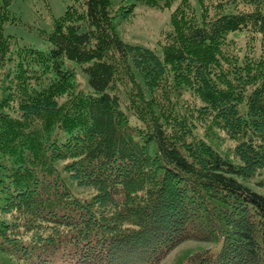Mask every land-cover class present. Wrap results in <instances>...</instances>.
<instances>
[{
  "label": "trees",
  "instance_id": "16d2710c",
  "mask_svg": "<svg viewBox=\"0 0 264 264\" xmlns=\"http://www.w3.org/2000/svg\"><path fill=\"white\" fill-rule=\"evenodd\" d=\"M176 1L161 55L119 36L137 3ZM12 2L0 0V255L160 264L194 239L217 247L184 264H264V0H199V12L73 0L41 33L46 48L5 33L21 21Z\"/></svg>",
  "mask_w": 264,
  "mask_h": 264
},
{
  "label": "rangeland",
  "instance_id": "374dc122",
  "mask_svg": "<svg viewBox=\"0 0 264 264\" xmlns=\"http://www.w3.org/2000/svg\"><path fill=\"white\" fill-rule=\"evenodd\" d=\"M72 2L73 0H13L11 10L21 21L19 24L6 25L5 33L19 38L25 44L46 48L48 42L42 37L41 33L52 31L55 18L61 16ZM190 2L199 12V0H190ZM178 3L179 1H176L167 8L137 3L131 15H120L116 19V28L119 36L128 43L152 48L161 55L162 45L160 41L163 33L171 28V15ZM228 38L235 42L239 50H241L240 53L250 50V38L245 31L231 32ZM256 48V53L259 54V46ZM70 63L76 68L77 79L81 87L86 90L89 89L88 76L81 66L74 62ZM127 91V87L125 90L123 86L121 95L124 102H128ZM186 96L188 97L189 94ZM130 118L132 123L138 122L134 115L130 114ZM215 140H217L218 147L223 152H228V149L235 144L233 140L225 137L224 132L219 130L216 131ZM256 180L257 178L248 179L247 183L255 190H262L254 183ZM72 188L82 199L91 200L96 193L92 187L77 183H73ZM215 247H217L216 241L186 240L176 246L160 264H184L194 253L209 248L214 249ZM0 264L26 263L20 261L17 256L12 257L4 253L0 255Z\"/></svg>",
  "mask_w": 264,
  "mask_h": 264
}]
</instances>
